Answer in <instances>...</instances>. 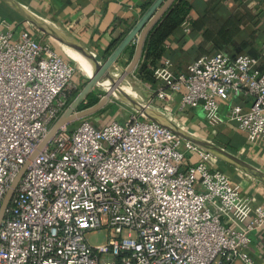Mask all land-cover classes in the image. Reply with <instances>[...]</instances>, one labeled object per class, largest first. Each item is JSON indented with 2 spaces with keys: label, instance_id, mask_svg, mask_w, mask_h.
Segmentation results:
<instances>
[{
  "label": "built area",
  "instance_id": "obj_1",
  "mask_svg": "<svg viewBox=\"0 0 264 264\" xmlns=\"http://www.w3.org/2000/svg\"><path fill=\"white\" fill-rule=\"evenodd\" d=\"M0 25L1 204L71 104L75 69L41 40L22 32L13 41ZM261 48L259 58L202 55L181 74L164 60L153 69V100L171 106L179 96L178 111L201 108L211 125L234 122L247 143L262 146L264 41ZM241 97L247 109L234 104L220 116L222 104ZM68 125L18 183L0 226V264H257L248 249L251 235L264 233V203L213 167L208 148L139 112L99 128ZM92 231L106 232V243L90 245Z\"/></svg>",
  "mask_w": 264,
  "mask_h": 264
},
{
  "label": "crops",
  "instance_id": "obj_2",
  "mask_svg": "<svg viewBox=\"0 0 264 264\" xmlns=\"http://www.w3.org/2000/svg\"><path fill=\"white\" fill-rule=\"evenodd\" d=\"M149 1L0 0V23H8L13 41H18L20 33L25 32L31 39H39L47 44L75 69L73 79L87 82L93 72L92 65H102L143 16V12L150 6L143 8V5ZM188 2L193 8L192 23H188L187 31L178 29L166 40L163 56L155 68L168 59L173 72L181 74L187 70L188 64L202 55L222 53L231 58L240 54L255 58L262 55L264 0ZM4 31L0 25V32ZM112 43L116 46L110 50ZM133 45L135 47V43L126 49L107 72L108 78L101 82L102 85H109L110 80L123 81L119 95L122 98L125 95L131 100L129 102L124 98L130 104L129 109L118 104L112 105L102 114H107L104 123L108 119L113 120L111 117L119 108L127 111L125 120L130 113L139 112L143 118L155 119L173 127L181 135L208 143L211 152L209 163L225 172L243 195H249L257 203L263 204L264 144L260 146L247 143L245 133L240 132L234 122L211 125L201 108L178 111L179 96L171 106H164L160 101L153 100L155 86L138 77V66L131 74L124 75L125 68L132 59L130 47ZM76 71L80 80L76 77ZM150 99L152 102L149 103ZM234 104L247 109L249 100L241 97L222 104L220 116L224 117L229 106ZM146 105L147 109L144 108ZM98 125L101 126L102 123ZM218 151L223 154L217 153ZM186 161L195 163L197 158L193 154H187ZM251 240L248 249L250 256L257 264H264V233L252 234Z\"/></svg>",
  "mask_w": 264,
  "mask_h": 264
},
{
  "label": "water",
  "instance_id": "obj_3",
  "mask_svg": "<svg viewBox=\"0 0 264 264\" xmlns=\"http://www.w3.org/2000/svg\"><path fill=\"white\" fill-rule=\"evenodd\" d=\"M176 0H154L150 6L143 12V16L131 27L127 35L122 39V41L116 46V48L109 54L106 60L101 66L92 65V75L86 82L81 91L73 99L66 111L59 117V119L53 124L49 129L47 135L42 139L36 149L32 152L28 160L19 169L16 176L11 181L8 190L6 191L4 198L0 204V226L2 220L5 216L7 209L9 208L11 199L15 193L20 179L22 178L24 172L29 166L30 162L38 155V153L51 141L58 130L68 125L72 122L88 118L101 110L106 104L109 93H106L95 105L84 110H78L79 105L85 100V98L92 92L96 85H99L105 78H108L107 72L109 69L117 62L121 55L126 51V49L135 43L134 54L132 59L125 68L124 75L131 74L135 71L139 62L141 61L143 55V47L145 40L149 34V31L153 26L163 17L166 13L165 11L175 2ZM113 83L112 80H110ZM113 88V87H112ZM124 98L131 102V100L124 95ZM177 132V131H176ZM183 139H189L194 144L200 145L202 147L209 148L208 143H201L194 140L188 135H181L177 132ZM220 153L221 155L223 153Z\"/></svg>",
  "mask_w": 264,
  "mask_h": 264
},
{
  "label": "trees",
  "instance_id": "obj_4",
  "mask_svg": "<svg viewBox=\"0 0 264 264\" xmlns=\"http://www.w3.org/2000/svg\"><path fill=\"white\" fill-rule=\"evenodd\" d=\"M153 0L143 5V8L148 7ZM192 6L188 0H176L165 12L163 17L153 26L145 40L143 47V55L137 67L138 77L143 82L155 86L157 81L154 76V68L156 63L161 60L163 56V46L166 40L176 32L182 30L183 23H192ZM115 43L111 44V49H114ZM131 49V55L134 54V45ZM74 92L69 96V103L76 97ZM99 101V98L90 93L85 100L79 105L78 110H84L92 107Z\"/></svg>",
  "mask_w": 264,
  "mask_h": 264
},
{
  "label": "rangeland",
  "instance_id": "obj_5",
  "mask_svg": "<svg viewBox=\"0 0 264 264\" xmlns=\"http://www.w3.org/2000/svg\"><path fill=\"white\" fill-rule=\"evenodd\" d=\"M76 77L80 80V76L79 74H77L76 71ZM74 82V94L72 99L74 98V95H77L81 89L84 87V85L86 84V81L79 82L77 81V79H73ZM123 81L120 82H114L108 84H104L102 85L101 82L99 85H96L94 87V89L92 90V94L95 96L97 95L99 100L106 94L111 92L113 89H115L113 91V93L109 94L108 100L106 102V104L104 105L103 109H101L100 111L96 112L95 114H93L92 116L85 118V119H81L78 120L76 122H73L72 124L68 125V132H72L74 129H76V127L79 125V123L83 120H87L89 122H91L92 126H94L95 128H99L100 126L98 124H100V122L102 123V125H104L105 123L111 121L110 119H108L105 123H104V118L107 116H102V114L104 113V111L109 110L110 107H112V105L114 104H118L122 107H125L126 110L129 109L130 104L127 103V101L121 97V95H119L120 91H122V86H123ZM113 87V88H112ZM118 108V107H117ZM126 110H121L118 108L117 113L114 114L111 118L113 120H116L118 122H123L126 118ZM103 117V118H102ZM98 123V124H97ZM85 238L87 239V241L89 242L90 245L95 246V245H103L106 243L107 240V233L104 231L101 232H96V231H92V232H87L85 234Z\"/></svg>",
  "mask_w": 264,
  "mask_h": 264
},
{
  "label": "bare ground",
  "instance_id": "obj_6",
  "mask_svg": "<svg viewBox=\"0 0 264 264\" xmlns=\"http://www.w3.org/2000/svg\"><path fill=\"white\" fill-rule=\"evenodd\" d=\"M114 90H115V89H113L111 92H109V94L113 93Z\"/></svg>",
  "mask_w": 264,
  "mask_h": 264
}]
</instances>
